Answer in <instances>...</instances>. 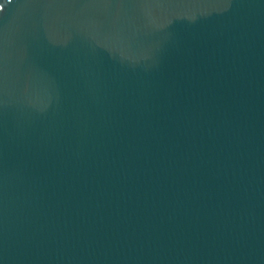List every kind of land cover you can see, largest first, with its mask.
<instances>
[{
  "label": "water",
  "instance_id": "obj_1",
  "mask_svg": "<svg viewBox=\"0 0 264 264\" xmlns=\"http://www.w3.org/2000/svg\"><path fill=\"white\" fill-rule=\"evenodd\" d=\"M0 264H264V0H0Z\"/></svg>",
  "mask_w": 264,
  "mask_h": 264
}]
</instances>
